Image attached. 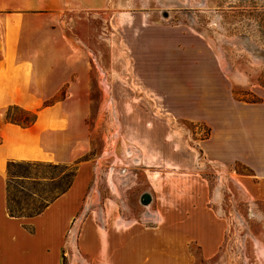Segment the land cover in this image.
<instances>
[{"label":"rangeland","instance_id":"374dc122","mask_svg":"<svg viewBox=\"0 0 264 264\" xmlns=\"http://www.w3.org/2000/svg\"><path fill=\"white\" fill-rule=\"evenodd\" d=\"M39 22V50L53 36L57 57V90L44 104L70 113L73 160L9 166L10 211L40 212L86 162L85 212L121 228L153 227L176 202L199 205L223 231H197L198 239L183 231L184 242L213 246L195 264H264L261 192L245 166L207 149L217 107L264 94V0H107ZM36 116L6 112L20 125ZM64 264L91 263L77 252Z\"/></svg>","mask_w":264,"mask_h":264},{"label":"crops","instance_id":"0c3cea01","mask_svg":"<svg viewBox=\"0 0 264 264\" xmlns=\"http://www.w3.org/2000/svg\"><path fill=\"white\" fill-rule=\"evenodd\" d=\"M107 0H0V264H64L82 253L91 264H195L200 247L184 242L183 231H223L211 223L201 206L176 202L159 211L153 227H125L99 220L85 212L90 171L77 165L68 186L40 212L17 215L8 206V167L15 162H42L69 166L73 160L66 141L71 139L72 118L62 106L45 105L57 90L55 38H43L39 50L40 17L75 10L101 9ZM44 27V24L42 25ZM49 29L52 26H47ZM52 49V50H51ZM41 61V62H39ZM60 69V68H59ZM60 72V71H59ZM258 102L230 98L224 108L209 115L213 123L209 155L249 170V178L264 199V94ZM227 102V103H228ZM12 107L37 111L28 125L8 120ZM120 231H124L122 238ZM166 231L180 233L168 236ZM126 232V233H125ZM195 233V234H194ZM78 239V241H77ZM213 251V250H212Z\"/></svg>","mask_w":264,"mask_h":264},{"label":"bare ground","instance_id":"6f19581e","mask_svg":"<svg viewBox=\"0 0 264 264\" xmlns=\"http://www.w3.org/2000/svg\"><path fill=\"white\" fill-rule=\"evenodd\" d=\"M144 199H145V201H149V196L145 195Z\"/></svg>","mask_w":264,"mask_h":264},{"label":"water","instance_id":"95a60500","mask_svg":"<svg viewBox=\"0 0 264 264\" xmlns=\"http://www.w3.org/2000/svg\"><path fill=\"white\" fill-rule=\"evenodd\" d=\"M146 195H148V196H149V194H147V193H146ZM149 197H150V196H149ZM149 201H150V200H149Z\"/></svg>","mask_w":264,"mask_h":264},{"label":"trees","instance_id":"16d2710c","mask_svg":"<svg viewBox=\"0 0 264 264\" xmlns=\"http://www.w3.org/2000/svg\"><path fill=\"white\" fill-rule=\"evenodd\" d=\"M9 165H14V164H9Z\"/></svg>","mask_w":264,"mask_h":264}]
</instances>
